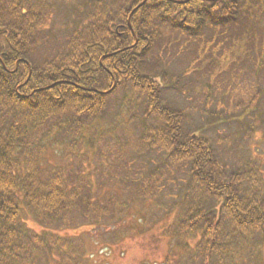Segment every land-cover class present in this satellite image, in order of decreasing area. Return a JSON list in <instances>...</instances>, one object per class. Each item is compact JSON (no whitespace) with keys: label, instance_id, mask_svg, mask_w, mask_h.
I'll return each mask as SVG.
<instances>
[{"label":"trees","instance_id":"trees-1","mask_svg":"<svg viewBox=\"0 0 264 264\" xmlns=\"http://www.w3.org/2000/svg\"><path fill=\"white\" fill-rule=\"evenodd\" d=\"M55 1L0 0V264H100L85 237L59 232L116 225L122 239L136 229L128 225L135 211L142 223H165L163 264L263 262L264 154L228 162L203 132L188 130L184 113L165 104L160 62L148 56L171 46L162 48L167 28L193 40L194 55L220 44L250 55L260 86L208 124L236 122L258 134L264 0H83L67 42L48 49ZM236 27L239 37L227 43ZM219 55L198 68L216 76L243 68ZM141 101L143 111L131 115ZM51 152L62 164H50Z\"/></svg>","mask_w":264,"mask_h":264},{"label":"rangeland","instance_id":"rangeland-1","mask_svg":"<svg viewBox=\"0 0 264 264\" xmlns=\"http://www.w3.org/2000/svg\"><path fill=\"white\" fill-rule=\"evenodd\" d=\"M82 3H84L83 0L55 1L54 13L51 15L48 25V34L50 35L49 43L46 44L48 49L63 45L65 41L67 42L68 35L72 32V30L69 31V27L76 20L74 17L71 18L70 15L75 12V5H81ZM69 18L70 21L68 20ZM237 28L229 30L225 37L227 43H234L235 38L239 37L241 32ZM236 32L239 33L236 34ZM163 36L162 48L166 44H171V46L166 50L155 49L152 51L148 56V62L153 63L156 60L160 62L161 73H158L159 78L157 81H159L161 86L162 98L165 104L181 110L186 119V128L193 132H203L202 134L211 141L224 160L232 162L237 155L248 154L251 151H257V155L264 154V136H262L264 126L257 128L258 134L252 133L249 136L242 129L241 124L236 122L217 126L208 124L210 118L215 114L220 115L227 112L231 108V101L250 97L251 91L260 86V84H255V75L250 70L253 68L254 63L247 59L250 58L248 57L250 55L242 52L240 59V56L229 53L230 48L227 44H220L219 50L216 48L219 52L212 49L201 51L198 55H194L193 46H195V42L192 43L193 40L191 41V39H185L181 35L172 33L170 28L166 29ZM211 36L213 35L210 32L201 36L196 41L197 45L202 46V44L212 39ZM215 36L220 39L222 34L216 33ZM261 40H264V35H262L261 39L257 38L260 47L262 46ZM244 50L249 49L243 48L241 45L240 51ZM217 53L225 55L222 61L229 60L228 57H234L236 60L240 59V63L244 61L243 68H240L241 65L239 66V64L225 68L223 72L226 74L221 76L219 74L216 76L213 69L204 71L203 68H198L201 63H204L206 58H212L214 59V64H218L220 55ZM250 53L255 55L253 50H250ZM197 58L198 63H194L193 61ZM217 66L215 65L214 67ZM162 74H165V79L161 78ZM233 75L237 78L234 79ZM262 87L264 88L263 84ZM121 97L123 95L119 93L112 100L118 103ZM112 107L114 105L109 110V116L113 117L112 120H114L116 118V110H112ZM143 108L141 101L138 106L132 108L131 115L139 114L143 111ZM129 109L131 108L129 107ZM149 122H153V120H149ZM130 129L133 130L132 127ZM53 152L49 154L50 164H62L63 159L56 157ZM135 212V217L131 216L128 219V225L130 224L136 229L131 230L122 239L116 234L119 231L117 229L119 227L116 225L85 227L80 230H63L59 234L68 237H85L90 253L95 256L93 260L100 264H163L169 252L168 242L161 237V230L165 223H158L153 226L151 223L156 221L155 217L152 216L148 218V223H142L140 222V216L137 213L135 214ZM170 221L171 219L166 222L170 223ZM26 222L27 226L35 232L39 233L42 231L40 224L32 218L28 217ZM258 261L264 264V261L261 262L260 259L246 262L245 264H260L256 263ZM174 264L194 263L185 260L178 263L174 261Z\"/></svg>","mask_w":264,"mask_h":264}]
</instances>
